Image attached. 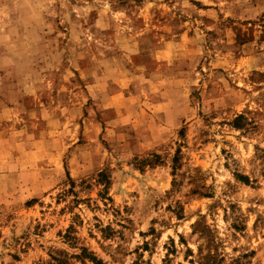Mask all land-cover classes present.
<instances>
[{"label": "rangeland", "instance_id": "374dc122", "mask_svg": "<svg viewBox=\"0 0 264 264\" xmlns=\"http://www.w3.org/2000/svg\"><path fill=\"white\" fill-rule=\"evenodd\" d=\"M0 264H264V0H0Z\"/></svg>", "mask_w": 264, "mask_h": 264}]
</instances>
